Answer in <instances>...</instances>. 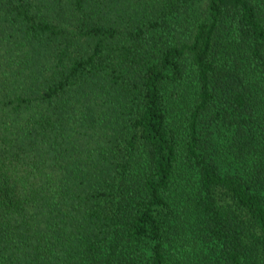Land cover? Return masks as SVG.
<instances>
[{
    "label": "trees",
    "instance_id": "trees-1",
    "mask_svg": "<svg viewBox=\"0 0 264 264\" xmlns=\"http://www.w3.org/2000/svg\"><path fill=\"white\" fill-rule=\"evenodd\" d=\"M0 264H264V0H0Z\"/></svg>",
    "mask_w": 264,
    "mask_h": 264
}]
</instances>
